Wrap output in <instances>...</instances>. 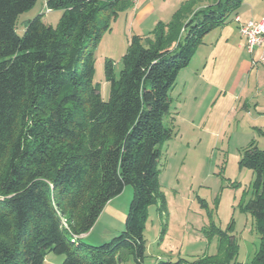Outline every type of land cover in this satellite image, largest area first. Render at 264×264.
Wrapping results in <instances>:
<instances>
[{
    "label": "trees",
    "instance_id": "1",
    "mask_svg": "<svg viewBox=\"0 0 264 264\" xmlns=\"http://www.w3.org/2000/svg\"><path fill=\"white\" fill-rule=\"evenodd\" d=\"M204 1L132 36L118 76L105 61L104 101L94 50L130 0H45L61 12L56 26L37 15L20 36L17 20L37 0H0V264H43L47 253L64 255L61 264H118L124 251L142 263L147 208L166 212L158 175L170 91L204 37L244 0ZM239 165L254 174L247 209L260 245L250 264H264V150L248 145ZM127 186L123 231L99 246L81 242Z\"/></svg>",
    "mask_w": 264,
    "mask_h": 264
},
{
    "label": "rangeland",
    "instance_id": "2",
    "mask_svg": "<svg viewBox=\"0 0 264 264\" xmlns=\"http://www.w3.org/2000/svg\"><path fill=\"white\" fill-rule=\"evenodd\" d=\"M183 1L187 0H166L164 4L160 0L155 14L163 13L162 8L176 13L185 3L191 10L205 2ZM130 8L119 12L94 50L93 83L99 86L104 101L109 97L104 64L110 61L118 76L132 37ZM37 15L54 27L61 12L48 11L45 0H37L19 16V36L25 23ZM209 45L208 39H203L170 91L169 115L163 123L171 129V137L159 146L158 175L166 212L161 213L158 204L147 208L142 263L124 251L118 264H250L259 248L258 221L247 209L255 198L254 174L239 162L250 144L264 150V97L259 94L264 91V80L258 81L259 89L253 76L241 73L249 56L233 45L226 47L223 55L217 52L206 66ZM189 70L197 75L185 77ZM132 195V188L125 187L80 241L99 246L119 235ZM231 249L234 257L230 260ZM63 260L64 255L47 253L43 264H61Z\"/></svg>",
    "mask_w": 264,
    "mask_h": 264
},
{
    "label": "crops",
    "instance_id": "3",
    "mask_svg": "<svg viewBox=\"0 0 264 264\" xmlns=\"http://www.w3.org/2000/svg\"><path fill=\"white\" fill-rule=\"evenodd\" d=\"M159 1L160 0H140L137 4L132 5V7L129 9V12H131L133 15L132 25H131L132 36H137L143 39L147 37L154 30V28L157 26L158 23L167 24L171 20L172 15L174 13V9L173 10L169 9L170 11L167 12L168 11L167 9L162 8L161 11H163V13H160L159 15L155 14V7ZM165 2L166 0H161L162 4H164ZM185 2H188V0L183 1L181 3L183 4ZM210 2L211 1L204 2L202 5L197 6L192 10L196 11L200 8H204L207 5H209ZM236 17L239 18V23L235 21ZM248 21H264V0H244L241 6L239 7V9L237 10V12L233 14L230 24L228 25L225 24L221 28H217L205 36V38H207L208 42L210 43L208 51L205 52V57H204L206 66L209 64L208 60L213 58V56L217 52L218 54L223 55L225 52V48L228 47L229 45L235 46L237 50H242V51L244 50L240 44L242 40L238 33V25L241 23L242 24L246 23ZM220 47L223 49L219 51ZM258 53L259 51L256 50L254 53V58L258 57ZM248 56L250 57V58L248 57L249 61L247 60L244 63L243 68L241 69V73L247 74L249 78L253 76V78L256 80V88L259 87L260 89L261 85L260 86L258 85V81L264 80V63L254 67L250 62L251 56L250 55ZM206 66H204L202 72L204 71L206 72ZM186 69H188V67ZM190 74L193 77L197 75V73L191 71L189 73L185 72L184 75L185 77L186 76L190 77ZM232 91H234V89H232ZM259 94L264 97V91L259 90ZM113 201L114 199L107 204L108 207L110 203H112ZM82 236H80L79 239Z\"/></svg>",
    "mask_w": 264,
    "mask_h": 264
},
{
    "label": "built area",
    "instance_id": "4",
    "mask_svg": "<svg viewBox=\"0 0 264 264\" xmlns=\"http://www.w3.org/2000/svg\"><path fill=\"white\" fill-rule=\"evenodd\" d=\"M140 0H130L135 5ZM235 21L239 23V18ZM238 33L242 40L241 47L251 56L252 66L264 63V21H248L238 25ZM258 50V57L254 58L255 51Z\"/></svg>",
    "mask_w": 264,
    "mask_h": 264
}]
</instances>
